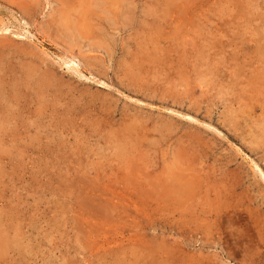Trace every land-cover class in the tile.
<instances>
[{"label":"rangeland","instance_id":"obj_1","mask_svg":"<svg viewBox=\"0 0 264 264\" xmlns=\"http://www.w3.org/2000/svg\"><path fill=\"white\" fill-rule=\"evenodd\" d=\"M0 264H264V0H0Z\"/></svg>","mask_w":264,"mask_h":264}]
</instances>
